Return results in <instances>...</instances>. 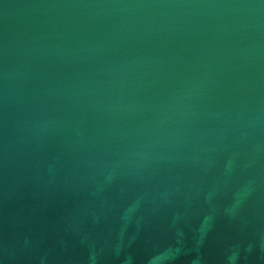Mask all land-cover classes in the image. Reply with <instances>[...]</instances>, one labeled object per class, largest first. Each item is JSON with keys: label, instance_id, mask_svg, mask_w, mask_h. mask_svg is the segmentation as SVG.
Masks as SVG:
<instances>
[{"label": "water", "instance_id": "water-1", "mask_svg": "<svg viewBox=\"0 0 264 264\" xmlns=\"http://www.w3.org/2000/svg\"><path fill=\"white\" fill-rule=\"evenodd\" d=\"M0 264H264V0H0Z\"/></svg>", "mask_w": 264, "mask_h": 264}]
</instances>
